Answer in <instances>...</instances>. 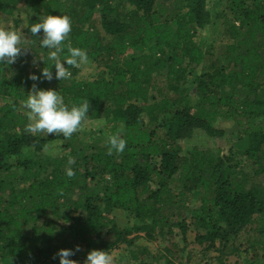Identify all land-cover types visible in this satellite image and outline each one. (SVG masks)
<instances>
[{
	"label": "trees",
	"instance_id": "trees-1",
	"mask_svg": "<svg viewBox=\"0 0 264 264\" xmlns=\"http://www.w3.org/2000/svg\"><path fill=\"white\" fill-rule=\"evenodd\" d=\"M117 1L0 0L3 13L27 5L34 23L49 13L68 15L72 30L65 43L86 50L103 68L89 81L77 79L79 68L72 66L68 80L29 79L45 66L40 59L50 64L39 46L42 30L32 35L30 51L0 64V264H59L58 250L77 245L71 258L83 264L92 249L134 245L133 232L169 241L177 228L186 242L190 226L207 249H218V240L225 248L243 231H254L256 217L264 222V183L220 146L183 155L181 145L197 130L221 136L217 122L233 121L239 152L252 161L253 176L264 178V0H227L233 17L226 27L228 62L215 61L196 76L193 91L186 84L207 58L198 31L212 21L209 0ZM121 3L133 6L128 16ZM99 6L100 26L93 21ZM163 71L166 86L156 87ZM34 84L58 90L69 105L88 100L85 119H105L106 132L65 138L28 131L21 107ZM116 132L126 147L109 154L106 139ZM57 140L63 152L52 156L46 148ZM69 166L72 177L64 171ZM122 211L133 225L121 223ZM255 230L263 235L264 223ZM248 241V248L257 247L256 238ZM229 250L239 247L232 243ZM144 252L132 251L136 264H177L179 257L167 247L147 263Z\"/></svg>",
	"mask_w": 264,
	"mask_h": 264
},
{
	"label": "rangeland",
	"instance_id": "rangeland-1",
	"mask_svg": "<svg viewBox=\"0 0 264 264\" xmlns=\"http://www.w3.org/2000/svg\"><path fill=\"white\" fill-rule=\"evenodd\" d=\"M112 5L118 3L117 0H110ZM227 0H209V8L212 12L211 23L203 29L198 31L199 36L204 41V50L207 51V58L203 64L198 66L195 71L188 75V81L186 87L191 91L195 87L196 76L209 71L210 66L213 62L219 61L222 64H226L228 61L224 54L225 45L230 42V38L227 35L226 27L227 23L232 21L233 17L228 10ZM119 10L123 12V15L128 16V12L133 9V6L128 3H121ZM102 6L98 7L95 12L93 21L96 25L100 26V16H101ZM30 8L27 5H21L18 9L12 13L0 12V25L9 26L13 29L20 31L23 43L26 49H22L23 52L30 51V44L32 42V34L28 28L34 23L33 15L30 12ZM41 33V32H40ZM111 38L110 36L107 37ZM21 53V54H22ZM20 54V55H21ZM103 68L97 66L96 63L90 61L79 68V73L77 79L89 81L96 78ZM166 74L165 71L156 75V87L166 86ZM22 110L27 114V110L21 107ZM106 120H92L84 119L81 126L77 131L81 133H91L92 131L106 132ZM217 127L223 130V134L218 137H210L204 131L197 130L191 137L181 141L182 153L183 155H190L194 149H206L208 147L220 146L222 149V154L232 160L235 164H240L245 172H248L252 179L256 182L264 183L263 176L254 177L253 176V166L252 161L246 156H242L239 152L237 142L239 140L240 128L230 120H220L217 122ZM42 134L48 135L45 132H40ZM103 134V133H102ZM46 152L50 153L52 156L60 154L63 152L61 147V141H52L46 148ZM155 163L159 162V159H154ZM121 223L127 225H133L134 221L126 216V212H119L117 214ZM52 216L49 215V218ZM252 220V228L254 231H243L233 242L224 248L223 244L218 240L216 242L217 248L207 249L206 244H201L196 240L197 230L190 226L187 231L186 242L182 236L179 229H175L174 237L168 236L169 241L164 239V235L154 233L152 237H148L145 232H133L130 237L134 238V245H128L126 243L121 244L119 247L114 249L111 254L114 257V264H136V260L133 259L132 251H137L138 248L145 250L141 254L147 263L151 262L152 256L159 257L164 254L167 247L173 250H178L179 257L177 258V264H264V234L260 235L255 230V226L259 227L263 223L258 220ZM249 237L256 238L257 247L248 248ZM173 242L177 244V247L172 246ZM234 243L239 250L235 253H231L229 248ZM247 249V250H246Z\"/></svg>",
	"mask_w": 264,
	"mask_h": 264
},
{
	"label": "clouds",
	"instance_id": "clouds-1",
	"mask_svg": "<svg viewBox=\"0 0 264 264\" xmlns=\"http://www.w3.org/2000/svg\"><path fill=\"white\" fill-rule=\"evenodd\" d=\"M28 30L33 36L43 31V36H39V46L46 50L47 61L40 59L45 66L40 69V75L31 73L29 79L33 81L48 80L53 78L64 81L72 76L68 66L81 68L89 62L87 51L74 47L71 43H65L68 40L69 33L72 30L71 18L66 14L53 15L47 14L39 17L38 22L33 23ZM20 31L9 26L0 25V64L11 65L15 63L17 57L22 53L25 47ZM65 49L66 54L65 53ZM63 55V58H61ZM35 63V61H34ZM38 66V65H37ZM53 66L55 75L53 74ZM23 107L27 110L26 128L31 132H45L50 134H62L69 138L81 126L82 121L89 112V101L83 100L79 104H67L64 97L56 89H44L33 85L27 92L23 101ZM108 152L113 150L117 153L123 152L126 147V140L122 138L119 132L109 134L106 139ZM69 159L68 164H72ZM65 174L72 177L75 172L72 167L65 168ZM80 251V246L75 249L62 248L54 255L59 258V264H79L72 259L76 252ZM83 264H114V257L109 250L92 249L90 250Z\"/></svg>",
	"mask_w": 264,
	"mask_h": 264
}]
</instances>
